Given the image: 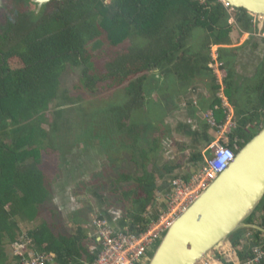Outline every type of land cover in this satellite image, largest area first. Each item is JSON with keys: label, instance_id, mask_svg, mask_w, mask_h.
Returning <instances> with one entry per match:
<instances>
[{"label": "trees", "instance_id": "trees-1", "mask_svg": "<svg viewBox=\"0 0 264 264\" xmlns=\"http://www.w3.org/2000/svg\"><path fill=\"white\" fill-rule=\"evenodd\" d=\"M3 2L0 264H26L34 256L45 258V264H93L96 260L84 243L87 234L81 227L72 235L63 234L57 224L41 219L53 201L44 161L55 151L59 133L69 132L72 112L92 120L94 126L89 127L84 141L86 150L96 167L107 172L100 180L97 172L84 163L81 174L85 169L89 174L93 171L99 187L132 201V222L127 232L137 236L152 220L146 214L157 187L152 173L137 176L136 170L140 167L146 172L149 163L155 162L163 135L162 125L158 126L156 120L148 124L145 119L154 112L149 91H160L158 109L165 111L161 116L166 121L170 110L163 107L168 101L164 99L168 96L162 95L163 88L168 89L165 94L173 102L179 96L194 94L189 89L204 85L207 78L211 94L202 108L211 110L216 122L222 123L218 93L223 88L236 114V128L229 136L231 148L234 144L242 148L254 131L258 133L264 127V57L261 68L250 79L255 85L249 89L246 81L243 86L252 108L238 105L233 92L237 85L230 80L235 60L230 62L226 49L234 44V31L253 33V17L243 9L229 13L218 0L205 4L194 0H49L43 5L33 0ZM232 15L236 24H230ZM213 46L221 47L218 61L226 71L222 84L213 72ZM65 77H73L76 96L63 87ZM253 92L255 98L251 100ZM103 103L108 109H102ZM185 108L197 118L192 101L187 100ZM96 111L106 119L107 126L97 123ZM155 127L156 132L147 137L148 128ZM67 144L68 138L65 154ZM166 168L171 172V166ZM182 178L187 180L189 176ZM123 184L126 186L121 188ZM247 222L264 228V197ZM26 224L33 227L24 231ZM231 247L240 264H249L254 250L264 249V235L242 231Z\"/></svg>", "mask_w": 264, "mask_h": 264}, {"label": "water", "instance_id": "water-1", "mask_svg": "<svg viewBox=\"0 0 264 264\" xmlns=\"http://www.w3.org/2000/svg\"><path fill=\"white\" fill-rule=\"evenodd\" d=\"M224 1L234 10L264 18V0ZM183 114L188 118L187 111ZM66 175L69 187L73 178L71 173ZM263 197L264 127L237 150L228 168L168 227L150 248L144 264H202L217 259L242 231L264 235V228L247 222Z\"/></svg>", "mask_w": 264, "mask_h": 264}, {"label": "rangeland", "instance_id": "rangeland-1", "mask_svg": "<svg viewBox=\"0 0 264 264\" xmlns=\"http://www.w3.org/2000/svg\"><path fill=\"white\" fill-rule=\"evenodd\" d=\"M1 4L2 3H0V5ZM2 13H3V10L0 9V15H2ZM245 37L242 39L244 40ZM240 44H238V43L236 45L232 44L229 49H226V50H228L226 52V56L227 57L231 56L230 62L232 63L233 59L235 60V64L231 67V79L230 80L233 81L235 83V85H237L236 88L233 90V92H234V97L236 98L238 105L241 106L242 108H252L251 105L253 103L249 106V104H248L249 102L246 100V94L243 92V90H244L243 86H244V83L246 81H247L246 86H248L249 89L250 88L252 89L253 85H255L254 81H252L250 79L251 78L254 79V76L256 75L257 71L259 70V68H261L260 66L263 62V60H262L263 57H262V53L259 52L258 54H255L253 52L252 54H249L248 57L246 55L245 58L243 59L240 52L243 51V50H241L242 49L241 47L243 45H245V43L244 44L242 43L241 45ZM214 74H215V77L217 78L218 82L220 84H222L223 79L226 78V71L225 70H218V74L216 72H214ZM245 78L248 80H246ZM203 80L205 83L204 85L199 84V85H196V88H198V89H194V88L191 89V92L195 93L194 95H189L188 98H184L181 100V107L183 104H185V105H183V107L184 108L186 107L185 102L187 100L192 101V104L195 107H197L196 109H198V106H199V108L203 107L204 104H202V101L206 102L208 94H211L210 88L208 86V84L210 85V81H208L207 78L206 79L204 78ZM73 86H74L73 77H65V79H63V87L68 89L70 95L76 96V93L74 92ZM167 90L168 89L163 88L164 93L162 95L168 96V98H164L165 100L168 99V101L165 103V105H163V107L165 106L167 111L170 110V113H169V115H170L171 113L174 112V108L176 107V105H172L173 102L171 100H169L171 98V96L168 94H165V93H167ZM221 91L223 92V88H221ZM203 93H206V94H204V96H203L202 95ZM254 96H255L254 92H253V94H250L251 100H253V98H255ZM149 98H150V102H151V106H152L151 109L154 112H153V114L152 113L148 114L145 117L148 124H149V122L156 120L157 121L156 124H158V126L162 125L164 134H169V135L172 134V133H169V131H171V128L173 126V124H171V123H174L175 120L174 119H166V121H163L162 120L163 117L161 116V114L162 113L166 114V113H164L165 112L164 110L158 109L159 106H161L160 91H154V90L149 91ZM92 106H93V104H92ZM92 106H90V107H92ZM154 106H155V110L153 108ZM183 107H182L183 111L181 112V114L184 113L185 111H187V109L186 108L184 109ZM102 109H108V106L106 107L105 103H103ZM238 109L239 108H237L236 110H238ZM99 113L100 112L97 113V111H96L97 123L98 124L101 123V125H100L101 127L107 126L106 121H105L106 119L103 118V115L101 118ZM202 113L204 115L202 116L201 119H205V121L208 125V118L206 116L208 111L205 113L204 112H202ZM157 114H158V116H157ZM187 115L189 116V112H187ZM196 115H197V112H196ZM90 120H91L90 118H84L80 112H77V111L72 112V114L70 116V120H69V124H70V128H68L69 132L68 133H66V132H64V133L60 132L59 133V137L56 138L57 142L55 144V151H51L52 154H50L47 157V159H45V161H44L45 168L48 170L47 171V177L49 178L50 182L52 183L51 192L53 193L52 194L53 195V201L49 202V210L45 212V214L42 216L41 219H45L47 221L50 220V221L54 222L55 224L59 225L60 229L58 230V232L63 233V234H69V228H68L69 226L67 225L68 224L67 215H68V212L69 213L73 212L74 208H79L81 216H86V214L94 216V195L92 194V190H94V173L89 174V170H87V169H85V172H83L82 175H81V172L77 173V176H75V175L73 176V183L69 187H66V188H64V184H63L64 180L61 178L62 173L64 175V170H65L64 167H65V164L68 163L69 157H71L73 155L74 156H80V157H87L89 155L88 150H85L87 148V145L85 144L84 141L88 138L89 127H91L93 125L92 120L91 121ZM232 121L234 123L236 122V114H235L234 110H233ZM94 122H95V120H94ZM194 123H195V126L198 125V122L196 121V119L194 120ZM209 129L213 132V130L211 129L210 126H209ZM155 132H156V127L155 128H148V131L145 132V134H147L146 135L147 137H150V134L155 133ZM93 133H94V131H93ZM254 133L256 134L257 132L254 131L253 134ZM157 134L158 133H156V135ZM215 136L216 135L214 133V137ZM67 138H68V144L67 145H69V146H67L66 154H65V151H63V149H64V144L67 141ZM145 140H147V138H145ZM182 142L183 141H178V143H181V144H182ZM181 144H179V145H181ZM143 145H144L143 147H145L144 143H143ZM181 149L178 147V145H176V147L174 149H172V153H173L172 159H176V157H177V158H179L180 163H183V160H181V158L183 157V159H185V157L189 153V151L187 150L184 152V151H181ZM138 155H139V158H141V154L138 153ZM186 159H185L184 163H186V161H187ZM126 162L129 163V158L126 159ZM70 164H68L67 167ZM87 164L90 165L89 167H93V168L96 165V164L94 165V163H87ZM174 164H177V162L175 161ZM110 167L112 169V165ZM127 169H128V167H127ZM127 169L125 171H127ZM60 171H61V173L59 175ZM106 173L107 172L105 170H103L102 167L98 168V172L96 174V175H98L97 178H99L101 180L103 178V176L106 175ZM95 181L97 184L100 183L97 180H95ZM56 185H57V187H56ZM107 195L109 197H115L114 195H112L109 192V190L107 191ZM65 197L67 198V200H68V197H71L73 202L71 203L70 200H68V202H67L66 200H64ZM91 216L89 218H85V219H90L89 227H91L92 221L94 220L93 217H92L93 219L91 220ZM38 222H41V220H39ZM93 225H94V221H93ZM32 227H33L32 224H26L24 231H27L26 229H29ZM72 229H74V228H72ZM247 235H250V234H247ZM229 250H230V248H227V250H226L227 254L229 253ZM149 255H150V252L148 253V256ZM144 263H145V261H144Z\"/></svg>", "mask_w": 264, "mask_h": 264}, {"label": "crops", "instance_id": "crops-1", "mask_svg": "<svg viewBox=\"0 0 264 264\" xmlns=\"http://www.w3.org/2000/svg\"><path fill=\"white\" fill-rule=\"evenodd\" d=\"M233 18L234 17H232L230 23L236 24V21ZM248 35L249 34L241 33L235 30L233 35L234 45H236L237 43L244 44L245 41L248 39ZM244 37L245 39L243 40L242 38ZM192 88L198 89L196 88V85ZM204 94L206 93H203L202 95L204 96ZM182 99H184L183 96H179V99L176 98L173 101L172 105H176V107L174 108V112L171 113L170 115L168 113L169 116L168 115H167L168 117L166 116L167 117L166 119H174L175 122L171 123L173 124V126L171 128V131H169V133L172 134L169 135V134H164V131L162 132L163 135L161 137V147L156 156L157 158L155 159V162L149 163V165L146 168V172L140 167H138L139 170H136V172H138L137 176H141V175L146 176V174L148 173L149 174L152 173V175L155 176L154 184L157 187L154 195L155 200L153 204L148 207V212L146 214L147 217H149L150 219L157 218L166 209L168 205V197L172 190V181L174 179L186 175L190 176L205 165L206 159L204 158V155L205 157L209 156L208 155L209 152H206L205 149L207 147V144L210 141H213L215 138L214 133L209 129V126L207 125L208 127H205L207 124L205 123L206 122L205 119H201L202 116L204 115L202 112L204 113L207 111L210 112L211 110H206L207 108L205 107L196 109L197 112L196 117L198 118V119L196 118V121L198 122V125L196 127L189 126L191 125L192 122H194L195 118H192L190 114L188 118H186L184 114L183 115L177 114L183 111L182 107L185 104H183L181 107ZM206 103H208V99L206 100V102L202 101V104L207 105ZM178 141H183V142L181 144L178 143ZM176 145H178L180 149L181 148L183 149V150L181 149V151L184 152L187 150L189 151V153L185 157V159L187 158L186 163H184L185 159H183V157L181 158V160H183V163H180L179 158L177 157L176 159H172V155H173L172 149H174ZM175 161L177 162V164H174ZM168 166H171L172 168L171 172H169V169L166 168ZM64 169H66L64 172L65 176L67 173H71L72 176L74 175L76 176L77 173L81 172V167L78 164L71 163L68 167H64ZM94 172H95V168H94ZM65 176H64V180H65ZM96 176H94V178ZM120 186L122 188L123 186L126 185L123 184ZM66 187L67 186L65 184L64 188ZM118 188L120 187L118 186ZM108 190L109 189L107 188L103 189L99 187V184L96 185V181L94 180V216L88 214H86V216H81L79 208H74V211L70 213L68 212L67 215V219H68L67 225L69 226L68 227L69 235L76 233L77 229L81 227L83 231L87 234V239L84 241V243L87 245L90 253L94 256H98V254L102 249V239L100 238L97 228L95 226V220L97 218L101 216L104 219H106L109 226L116 232L128 231L130 227L129 226L130 222H132L130 217V214H132L130 213V209L132 208L131 210H133V205L131 204L132 201L130 202V200L129 201L124 200L120 194L115 195L116 198L109 197L107 195ZM64 200H66L67 202L68 200H70L71 203L73 202L71 197H68V200L65 197ZM90 216H91V220L94 218L93 220L94 225L92 221L91 227H89L90 219H85V218H89ZM235 255L236 254L233 252V248L230 247L228 256L231 257L233 260L238 261Z\"/></svg>", "mask_w": 264, "mask_h": 264}, {"label": "built area", "instance_id": "built-area-1", "mask_svg": "<svg viewBox=\"0 0 264 264\" xmlns=\"http://www.w3.org/2000/svg\"><path fill=\"white\" fill-rule=\"evenodd\" d=\"M200 4H205L207 0H194ZM232 13L234 9L224 0H218ZM260 22L259 33L264 37V18L253 16ZM217 46L210 48V56L213 61V71L218 74L221 63L218 61L219 52ZM220 109L224 114L222 123H217L212 112L207 113L208 125L215 133V138L210 141L206 149L209 152L205 160V165L193 173L186 180L178 177L172 181V190L168 197L166 209L157 218L152 219L146 231L137 236L128 232H116L106 220L97 218L95 226L102 239V249L93 264H142L147 259L150 248L158 241L162 234L170 227L176 219L182 215L189 206L210 186V184L225 171L235 157L237 145L229 147V136L236 128V122L232 121L233 108L228 99L219 92ZM18 251L21 247L17 248ZM229 254V253H228ZM226 251L221 258L205 261L202 264H240L228 256ZM46 259L34 256L26 264H45ZM264 264V249L258 247L254 250V258L248 262L251 264Z\"/></svg>", "mask_w": 264, "mask_h": 264}, {"label": "flooded vegetation", "instance_id": "flooded-vegetation-1", "mask_svg": "<svg viewBox=\"0 0 264 264\" xmlns=\"http://www.w3.org/2000/svg\"><path fill=\"white\" fill-rule=\"evenodd\" d=\"M33 1H35L36 3H39V5L40 4L43 5V4H46L49 0H33ZM0 3H2L0 5V7H2L3 3H4L3 0H0ZM233 14H234V12H233ZM251 24H252L253 33H249L248 39L245 41V45H243L241 47L242 49L240 48L243 51H241V50H240L241 52L239 51L241 53V56L243 59L245 58L246 55L248 57L249 54H252L253 52L255 54H258L260 52V53H262V57H264V42H263L264 37L261 36L259 33V28L261 26L260 22L258 20H256V18H252ZM68 163H72V164L77 163L80 167H83L84 163H94V160H92L91 156L80 157V156H74L73 155V156L68 158ZM96 166H97V164H96ZM96 166L94 167V168H97L95 170V172H98V168H100V167H96ZM94 168L92 167L90 169H94ZM64 172H65V170H64ZM83 172H85V170L82 171V173ZM92 172H90V173H92ZM65 177H67V175ZM72 178H73V176H72Z\"/></svg>", "mask_w": 264, "mask_h": 264}, {"label": "clouds", "instance_id": "clouds-1", "mask_svg": "<svg viewBox=\"0 0 264 264\" xmlns=\"http://www.w3.org/2000/svg\"><path fill=\"white\" fill-rule=\"evenodd\" d=\"M233 13V12H232ZM233 16V15H232ZM234 17V16H233ZM253 17V16H252ZM231 20H232V17H231ZM230 20V21H231ZM231 24V23H230ZM246 34H249V33H246ZM249 36V35H248ZM217 47H219V48H221L220 46H217ZM218 48V49H219ZM238 150V149H237ZM100 219H104V218H100ZM104 220H106V219H104ZM108 223V222H107ZM97 228V227H96ZM98 231V230H97ZM117 232H125V233H127V231H117ZM129 233V232H128ZM129 234H132V233H129ZM102 244H103V242H102Z\"/></svg>", "mask_w": 264, "mask_h": 264}]
</instances>
